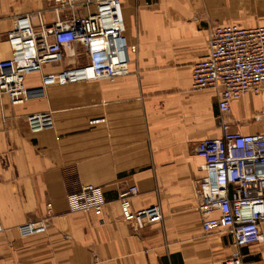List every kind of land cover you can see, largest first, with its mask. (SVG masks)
<instances>
[{
    "label": "crops",
    "instance_id": "obj_1",
    "mask_svg": "<svg viewBox=\"0 0 264 264\" xmlns=\"http://www.w3.org/2000/svg\"><path fill=\"white\" fill-rule=\"evenodd\" d=\"M129 73L43 87L25 77L26 100L0 95V264H221L234 251L223 227L204 231L218 215L197 210L204 175L200 140L232 132H264V91L246 92L221 114L213 88L192 87L191 70L208 52L214 25L264 24V0H121ZM52 0H0V59L10 57L6 32L15 16L42 12ZM66 14L64 10L62 12ZM51 63L57 72L66 62ZM49 111L53 128L31 133L26 116ZM103 189L102 212H73L67 195L84 184ZM130 185L134 209L158 204L161 220L134 229L118 196ZM45 218L42 234L25 228ZM263 240L239 249L243 264H264Z\"/></svg>",
    "mask_w": 264,
    "mask_h": 264
},
{
    "label": "built area",
    "instance_id": "obj_2",
    "mask_svg": "<svg viewBox=\"0 0 264 264\" xmlns=\"http://www.w3.org/2000/svg\"><path fill=\"white\" fill-rule=\"evenodd\" d=\"M54 20L43 21L35 12L15 16L6 32L10 57L0 59V95L10 104L26 100L25 77L40 73L41 85L72 84L99 79L114 80L129 73V53L136 45L127 43L121 0H52ZM66 14H63V11ZM208 52L191 70L192 87L213 88L221 114L232 101L246 92L264 91V24L245 27L239 24L214 25L207 34ZM65 66L57 72H43L51 63ZM31 133L53 128L51 112L26 116ZM221 135L198 143L196 152L203 158L204 175L197 180V210L216 211L202 221L204 231L223 227L233 238L234 251L221 264H243L239 249L263 240L264 221V132H232L221 119ZM137 187L130 185L118 196L121 217L134 229L162 218L158 204L134 209L131 197ZM70 211L102 212L106 200L102 187L82 185L66 197ZM31 234L46 231L45 218L29 220ZM3 228L0 225V232Z\"/></svg>",
    "mask_w": 264,
    "mask_h": 264
}]
</instances>
